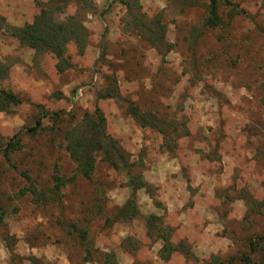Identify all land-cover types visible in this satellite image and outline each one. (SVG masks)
Here are the masks:
<instances>
[{
	"label": "rangeland",
	"instance_id": "rangeland-1",
	"mask_svg": "<svg viewBox=\"0 0 264 264\" xmlns=\"http://www.w3.org/2000/svg\"><path fill=\"white\" fill-rule=\"evenodd\" d=\"M226 1L209 27L208 0H0L12 27L46 9L85 28L61 72L0 30V89L27 100L0 110V264H102L107 252L116 264H264L249 245L264 241V0ZM155 17L153 45L139 23ZM99 114L130 173L87 143L85 177L66 149L67 135L101 136L89 130ZM135 179L136 214L123 218ZM153 218L190 252L164 253Z\"/></svg>",
	"mask_w": 264,
	"mask_h": 264
},
{
	"label": "trees",
	"instance_id": "trees-1",
	"mask_svg": "<svg viewBox=\"0 0 264 264\" xmlns=\"http://www.w3.org/2000/svg\"><path fill=\"white\" fill-rule=\"evenodd\" d=\"M229 4V1H226ZM219 0H208L206 17L204 19V25L209 27H215L222 24V19L218 14ZM235 12L237 9L233 7L231 9ZM160 19L155 17L151 20L146 30H144V22L139 23L141 27L142 34L146 33L148 41L155 45L158 40L162 38L161 35H156L152 32L151 27L160 24ZM162 27L161 31H163ZM0 30L5 32L11 37L18 39L22 44L28 45L36 49H44L50 52L56 59V67L59 72L63 71L68 63L65 60L64 52L66 44L69 41H75L80 47L83 46L85 40V28L81 22H78L74 16L67 18L66 20H55L54 16L49 10H42L31 23L25 24L21 27H12L4 23V18L0 16ZM145 35V36H146ZM144 36V35H143ZM109 96V95H107ZM24 101L19 95L5 90L0 89V110H7L12 106H16ZM128 112L133 116V118L140 123L141 126H155L153 121H150L138 108V106L130 103L127 106ZM42 123L41 118L38 117L35 120V124L30 127L29 131H36L37 128ZM89 130L95 134L101 135L96 141H92L88 138V134L83 133L81 135H67L66 138V149L69 151L70 156L80 165L79 171L85 176L89 177L91 171L94 168V158L91 154H86L88 150L89 143L94 149L101 150L103 159L111 167L125 172L131 170L130 162L128 157L125 156L122 149L118 146L115 140L106 139L104 135V118L99 114L98 119L91 120L89 124ZM101 138V139H100ZM109 138V137H108ZM88 141V142H87ZM12 147V142H7L6 146L2 149L4 155H7L8 149ZM1 152V149H0ZM55 180L56 187L59 188L65 183V180L59 175L53 176ZM137 180L136 185L134 184L132 188L131 198L128 199L126 207L121 211V216L123 218H131L136 214V204H135V191L144 183ZM155 218L152 221H148V230L155 231L160 235L159 237L163 239L162 251L166 253H171L177 250H182L183 253H189V249L184 241L179 242L178 245H172L169 241V234L164 227L159 226ZM260 252L264 258V241L263 238H258L257 241L250 240L249 245L251 250H255L257 244H260ZM165 253V252H164ZM102 264H116L114 254L107 252L104 254V260Z\"/></svg>",
	"mask_w": 264,
	"mask_h": 264
}]
</instances>
